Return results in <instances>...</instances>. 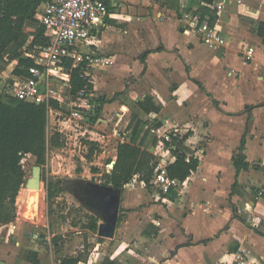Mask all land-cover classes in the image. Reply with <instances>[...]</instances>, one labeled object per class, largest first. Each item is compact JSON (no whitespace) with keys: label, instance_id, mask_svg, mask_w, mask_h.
I'll return each mask as SVG.
<instances>
[{"label":"crops","instance_id":"0c3cea01","mask_svg":"<svg viewBox=\"0 0 264 264\" xmlns=\"http://www.w3.org/2000/svg\"><path fill=\"white\" fill-rule=\"evenodd\" d=\"M108 6L85 48L86 74L101 107L90 118L111 120L128 108L118 120L127 127L134 110L122 97L134 104L149 97L159 110L139 108L156 121L150 128L186 136L183 150L200 163L168 203L159 191L143 193L155 186L136 175L124 187L114 238L99 240L110 243L109 260L77 264H236L239 252L250 264H264V0H108ZM211 14L227 44L208 49L186 15ZM243 46L254 47L252 59ZM124 133L129 141L132 131ZM150 137L147 148L155 155ZM177 146L176 139L168 144L170 163ZM237 156L246 163L240 171ZM9 240H0V264H36L19 259L20 243Z\"/></svg>","mask_w":264,"mask_h":264},{"label":"rangeland","instance_id":"374dc122","mask_svg":"<svg viewBox=\"0 0 264 264\" xmlns=\"http://www.w3.org/2000/svg\"><path fill=\"white\" fill-rule=\"evenodd\" d=\"M14 66L11 62L6 69L0 70V93L13 95L11 80L14 78L12 73ZM122 102L134 110L129 125L126 127L125 124H121L123 131L126 132L127 129L132 131L138 120L146 122L147 127L156 124L154 120H146L140 111L139 103L134 104L130 101L128 94L122 97ZM127 109L122 108L113 120L124 119ZM86 123L85 127L95 129V123L91 118ZM147 127L143 126V130ZM89 137L88 134L85 137L78 136L76 139L61 134L55 121H52L46 131L44 162H39L38 156L33 154L23 158L25 185L22 190L23 193L29 191L26 208L22 210V195L15 203H5L2 220L9 221L4 220L0 225V240L7 237L10 239V245L20 243L16 253L19 259L38 260L40 264H58L59 260H70L75 257L86 260H109L104 258L111 251L110 243L100 245V236L91 228L94 220L98 221L99 227L103 216L85 206L79 188L88 181L103 184L107 182V176L117 160L118 146L123 140L117 133L114 135L106 133V136L101 138L102 143L92 142ZM33 178H36L39 184V205L36 211L34 209L36 188L28 187L29 181ZM141 191L151 193L159 189L153 187ZM13 226L16 228L13 229Z\"/></svg>","mask_w":264,"mask_h":264},{"label":"trees","instance_id":"16d2710c","mask_svg":"<svg viewBox=\"0 0 264 264\" xmlns=\"http://www.w3.org/2000/svg\"><path fill=\"white\" fill-rule=\"evenodd\" d=\"M203 1L214 2V0ZM42 2L43 0H0V70L6 69L11 62L17 60L11 83L19 75H26L27 69L34 64V60L25 54L38 52L48 44L46 30L37 17V9ZM206 12L204 9V14ZM215 20V15L211 14V23L214 24ZM259 33H264L263 22L259 24ZM66 68L72 75V94L75 95L84 88L93 89L90 77L86 75V62L74 67L73 60L68 59ZM99 102L103 105L105 100L99 99ZM139 105L145 112L159 110L149 97ZM50 108L58 109L59 103L57 101H51L49 104L28 102L9 93H0V225L5 220H2L5 203H15L21 195H24L23 158L33 154L38 156L39 162H44ZM97 116H92L91 120L94 121ZM146 125V122L138 120L132 129L131 139L120 142L116 163L108 174L105 184L123 192L125 185L135 175H139L148 187H152L158 160L147 148L151 138V128L147 127L143 130V126ZM174 139L178 145L173 151L176 161L170 163L167 169L172 178L184 181L198 169L200 161L194 156L188 158L183 150V140L186 136L183 138L173 136V142ZM234 161L238 171L246 166L242 156L235 157ZM91 228L94 233H98L97 220L93 221ZM99 240H103V237L100 236ZM81 260L80 257H75L62 260L61 264H77ZM34 261L36 264L39 263L38 260Z\"/></svg>","mask_w":264,"mask_h":264},{"label":"built area","instance_id":"2783aa9c","mask_svg":"<svg viewBox=\"0 0 264 264\" xmlns=\"http://www.w3.org/2000/svg\"><path fill=\"white\" fill-rule=\"evenodd\" d=\"M107 2L108 0H43L37 9V17L46 30L48 44L35 54H25L34 60V64L27 69L26 75H19L11 83L13 96L20 100L59 103L58 109L50 108L49 111V124L55 121L59 133L76 139L78 136L85 137L89 134L90 141L99 143H102L101 138L105 137L106 133L115 132L123 141L127 139V135L120 129L121 121L113 119L97 118L93 121L95 129L85 127L86 122L90 120V114H97L100 104L93 92L87 88L72 94V75L66 68V62L72 59L74 67L83 62H87L88 66V62H91V55L85 48L94 42L96 32L104 24L109 13ZM186 17L189 18V26L200 34L203 45L208 49L227 44L225 36L215 23H211L210 18H190L188 15ZM241 49L247 59L253 58L254 47L243 46ZM151 133L157 142L155 155L159 156L152 186L159 189L158 198L168 203L171 201V193L186 185V181L169 175L167 166L170 161L164 156L169 150L168 144L173 143L176 132L171 129L151 128ZM143 184L147 185L145 182ZM15 228L16 226H13V229ZM236 264L250 263L239 252Z\"/></svg>","mask_w":264,"mask_h":264},{"label":"water","instance_id":"95a60500","mask_svg":"<svg viewBox=\"0 0 264 264\" xmlns=\"http://www.w3.org/2000/svg\"><path fill=\"white\" fill-rule=\"evenodd\" d=\"M36 188L34 209L39 205V184L36 178L29 181L28 187ZM83 195L85 206L103 216V221L98 227V235L103 238H114L119 222L122 193L112 185L88 181L79 188ZM27 190L22 200V210L28 201Z\"/></svg>","mask_w":264,"mask_h":264},{"label":"bare ground","instance_id":"6f19581e","mask_svg":"<svg viewBox=\"0 0 264 264\" xmlns=\"http://www.w3.org/2000/svg\"><path fill=\"white\" fill-rule=\"evenodd\" d=\"M24 194H25V192H24ZM23 196H24V195H23ZM28 197H29V195H28ZM22 200H23V199H22ZM26 205H27V203H26ZM25 208H26V206H25ZM25 208H24V209H25ZM24 209H23V210H24Z\"/></svg>","mask_w":264,"mask_h":264}]
</instances>
